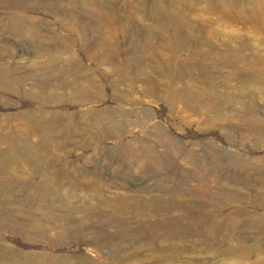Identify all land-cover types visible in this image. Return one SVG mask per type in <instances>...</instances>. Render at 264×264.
<instances>
[{
  "label": "rangeland",
  "instance_id": "1",
  "mask_svg": "<svg viewBox=\"0 0 264 264\" xmlns=\"http://www.w3.org/2000/svg\"><path fill=\"white\" fill-rule=\"evenodd\" d=\"M1 13L36 44L0 33V216L16 218L0 220V264H264V0H0ZM208 171L215 201L218 185L238 200L143 209L207 202L187 176Z\"/></svg>",
  "mask_w": 264,
  "mask_h": 264
},
{
  "label": "bare ground",
  "instance_id": "2",
  "mask_svg": "<svg viewBox=\"0 0 264 264\" xmlns=\"http://www.w3.org/2000/svg\"><path fill=\"white\" fill-rule=\"evenodd\" d=\"M9 1H14V0H9ZM0 33H2L3 35L9 36L12 40H17V41H23L24 38H28L29 44L31 43V45H33V47H34V44H36V39L35 38L29 37V36L27 37V34L25 33V31L23 30V27H22V21L17 19V18H15L14 16H9V14H5V13H1L0 14ZM22 70H24V69H22ZM0 79L1 80H5L6 78H0ZM46 84L48 85V80L46 81ZM45 143H46V145H51V140L46 138ZM187 177L191 181L197 182L198 184H200V188L203 189L201 191V194H204V196L208 198L207 202L202 203V202H199V201H186L185 199L178 198V197H171V198H169L167 200H163L161 197L160 198L159 197H153V198L150 199L149 202H147L145 205H143V209L146 210L147 212H152V213H155V214H168L170 212L186 211V210H190V209L192 210V212H198V211H201V210H204V209H208V208L221 207L224 204L225 201H227V202H235L239 198L236 194L232 193L231 191L229 192V190L225 186H219L218 185L217 191H218L219 199H218V201H215L214 197L212 195H210L211 193L208 190L210 188V184H212L214 182L213 179H215V174L212 171H208L207 174H205V175H199L197 172H191V173L188 174ZM47 188L48 187H46V189ZM5 189L7 190L8 193L12 191V190H10V188L8 186ZM157 191L160 192V193H163L162 192L163 190H162L161 187H158ZM0 193H1V190H0ZM48 193H50V192H48ZM36 195L37 196H41L43 201H42V204L35 205V210L34 211L35 212L45 211L44 213H46V214L43 215V218L45 220L50 219L49 210H52L51 208H52V205H53V200L47 198V196H46L47 194L42 195L41 191H39V190H37ZM54 195H55V193H54ZM23 197H25V196H23ZM32 199L33 198H31V197L23 198V200H22L23 203L21 205L22 206L29 205V202ZM1 212H2L1 216H0L1 217L0 218L1 221H4V222L14 221L15 216L11 214L12 212L10 213L9 211L4 210V209L1 210ZM214 219H216V218L213 217L211 220H214ZM31 222H34V220L33 219L32 220L29 219L26 222L18 221L19 225H21V227H23V229L31 228V226H32ZM198 224H199V222H198ZM70 227L71 226H69V228ZM208 228H209V231H215L216 230L215 226H213V225L208 226ZM70 230L71 231H75V232L77 231V230H74L73 227H71ZM39 231H41V236H45L46 232H45L44 228L39 229ZM77 232H79V231H77ZM12 264H17V262L13 260ZM61 264H63V263H61Z\"/></svg>",
  "mask_w": 264,
  "mask_h": 264
}]
</instances>
